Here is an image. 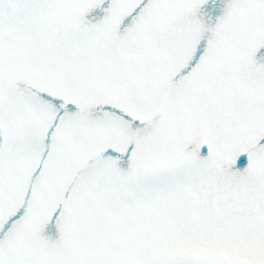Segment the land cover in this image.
I'll return each mask as SVG.
<instances>
[{
  "label": "snow or ice",
  "instance_id": "6c2138e0",
  "mask_svg": "<svg viewBox=\"0 0 264 264\" xmlns=\"http://www.w3.org/2000/svg\"><path fill=\"white\" fill-rule=\"evenodd\" d=\"M0 264H264V0H0Z\"/></svg>",
  "mask_w": 264,
  "mask_h": 264
}]
</instances>
